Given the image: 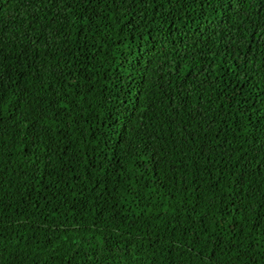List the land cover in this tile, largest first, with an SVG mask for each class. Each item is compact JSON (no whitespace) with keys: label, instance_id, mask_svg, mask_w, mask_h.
<instances>
[{"label":"trees","instance_id":"1","mask_svg":"<svg viewBox=\"0 0 264 264\" xmlns=\"http://www.w3.org/2000/svg\"><path fill=\"white\" fill-rule=\"evenodd\" d=\"M233 10L0 0V264H264V0Z\"/></svg>","mask_w":264,"mask_h":264},{"label":"snow or ice","instance_id":"2","mask_svg":"<svg viewBox=\"0 0 264 264\" xmlns=\"http://www.w3.org/2000/svg\"><path fill=\"white\" fill-rule=\"evenodd\" d=\"M248 2V0H216V3L224 8L225 18L231 20L234 15L237 14L233 9L238 5L240 8ZM229 5H233V9L229 8ZM259 31V30H258ZM264 38V37H262Z\"/></svg>","mask_w":264,"mask_h":264}]
</instances>
